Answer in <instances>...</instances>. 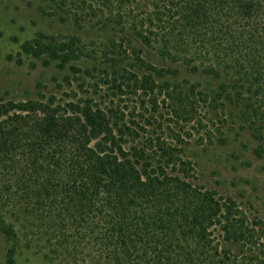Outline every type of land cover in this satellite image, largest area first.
Returning a JSON list of instances; mask_svg holds the SVG:
<instances>
[{
	"label": "trees",
	"instance_id": "1",
	"mask_svg": "<svg viewBox=\"0 0 264 264\" xmlns=\"http://www.w3.org/2000/svg\"><path fill=\"white\" fill-rule=\"evenodd\" d=\"M71 4L75 21L111 32L99 54L43 34L20 49L80 73L99 99L0 100V232L43 245L56 264H264L257 222L196 184L192 162L162 136L165 121L200 124V106L218 115L232 104L264 137V0ZM143 48L221 81L209 93L158 84L176 70Z\"/></svg>",
	"mask_w": 264,
	"mask_h": 264
},
{
	"label": "rangeland",
	"instance_id": "2",
	"mask_svg": "<svg viewBox=\"0 0 264 264\" xmlns=\"http://www.w3.org/2000/svg\"><path fill=\"white\" fill-rule=\"evenodd\" d=\"M71 3L72 0H0V100L25 101L40 95H53L62 101L88 96L99 99L86 90L89 81L80 73L59 68L56 62L46 63L44 58L26 56L20 49L25 41L43 34L77 38L85 51L99 54L111 32L93 21H75L69 9L73 8ZM132 44L138 46L136 41ZM142 55L157 67L176 70L175 75L156 79L158 84L168 82L186 90L193 86L195 92L209 93L215 91L221 81L192 72L182 63L162 59L144 48ZM99 61L79 59L72 64L81 69L94 65L99 69ZM104 93L102 90L98 95ZM157 118L159 122L168 120L164 111L162 117ZM200 119V124L195 120L189 123L165 121L162 136L179 146L192 162L196 184L217 196L232 199L250 221L257 222L264 250V137H256L253 126L240 118L239 110L232 104L225 105L218 115L200 106L197 120ZM255 150H260L262 155L257 156ZM42 246L28 244L24 239L15 243L0 232V264H56L50 261L47 249ZM223 246L232 252L239 249L230 243Z\"/></svg>",
	"mask_w": 264,
	"mask_h": 264
}]
</instances>
